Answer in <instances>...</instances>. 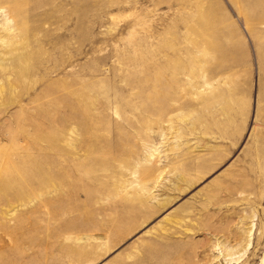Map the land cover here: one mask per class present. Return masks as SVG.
I'll return each instance as SVG.
<instances>
[{"label":"rangeland","instance_id":"1","mask_svg":"<svg viewBox=\"0 0 264 264\" xmlns=\"http://www.w3.org/2000/svg\"><path fill=\"white\" fill-rule=\"evenodd\" d=\"M23 1L0 264H264V0Z\"/></svg>","mask_w":264,"mask_h":264},{"label":"bare ground","instance_id":"2","mask_svg":"<svg viewBox=\"0 0 264 264\" xmlns=\"http://www.w3.org/2000/svg\"><path fill=\"white\" fill-rule=\"evenodd\" d=\"M9 2V1H8ZM9 4H10V6H9V8L10 9H5V14H3L4 15V17L5 18H3V20H4V22H0V24L2 25V28H0L3 32H5V34H7V37H8V40L9 41H7V44H8V55L7 56H10L11 57V59L10 58H8V57H5V54H3V57L4 58H8V60H7V63H3V64H1L0 63V65H1V69H0V71L2 70V71H7V72H9L11 75H13V73H16L17 72V70L19 69V68H21V66L23 65V64H26V63H28L29 62V60H30V58H31V56L29 55V54H27V53H24L25 51H24V49H25V46L23 45V44H21V42L18 40L17 41V37H19V36H21L22 34H26V33H28V24H27V19H26V17L24 16V13H25V10H24V5H25V3H24V1L23 0H11L10 2H9ZM2 12H3V10H2ZM1 12V13H2ZM0 13V14H1ZM11 17H13V19L15 20V25H13V24H10V23H12L11 22ZM1 25H0V27H1ZM2 32V33H3ZM16 32H18V33H16ZM32 36V35H31ZM18 39H22V38H18ZM10 43V44H9ZM6 46V45H5ZM7 51V50H6ZM7 53V52H6ZM4 60H6V59H4ZM24 74V73H23ZM10 76V75H9ZM18 76V75H17ZM25 76V75H24ZM13 77V76H12ZM22 77V76H21ZM20 78V77H19ZM14 81V80H13ZM4 82V81H3ZM15 84V82H12L11 81V83H9L8 82V85H4V86H2L1 84H0V94L2 95V94H6V88L8 87V89H10V93L11 94H13L15 91H16V84ZM4 94V95H5ZM7 95V94H6ZM7 96H9V95H7ZM15 96V95H14ZM1 98H2V96H0ZM10 98L12 97V96H9ZM9 101V100H8ZM12 101V100H11ZM78 128V127H77ZM76 128H74V129H71V130H68V132L67 133H69L70 131H71V133L69 134V137L67 138V145L69 146V144H75L76 145V143H74V139H73V137H74V135L73 134H75V132L77 133V130H79V129H76ZM79 135H80V133H78ZM68 135V134H67ZM66 135V136H67ZM73 136V137H72ZM76 141V140H75ZM78 141V140H77ZM80 143V142H79ZM71 146V145H70ZM69 148V147H68ZM71 148V147H70ZM70 150V149H69ZM71 151V150H70ZM186 163V162H185ZM190 165V164H189ZM196 166V165H195ZM193 168V167H192ZM182 170V169H181ZM195 170V169H194ZM181 172H183V171H181ZM182 174V173H181ZM185 174H183V176H184ZM190 175V174H189ZM178 176H180V179L181 180H184V179H186L185 177H182L181 175H179L178 174ZM186 176V175H185ZM178 178V177H177ZM197 178V177H196ZM180 179H177V181L178 180H180ZM145 180V179H144ZM193 181V183H195L194 182V179H192ZM190 181V180H189ZM236 181V180H235ZM180 182H182V181H180ZM184 182V181H183ZM191 181H190V183H192ZM189 183V184H190ZM193 183L191 184V185H193ZM232 184V183H231ZM230 184V185H231ZM196 185V184H195ZM233 185V184H232ZM239 185V184H238ZM183 186H185V187H187L186 185H183ZM194 186V185H193ZM237 186V185H236ZM243 186V185H242ZM181 187V186H180ZM190 187V185H188V187H187V189ZM234 187V186H233ZM241 187V186H240ZM236 188V187H235ZM182 189V188H181ZM183 191L184 190H186V189H182ZM190 190V189H189ZM228 190V189H227ZM230 190V189H229ZM182 191V192H183ZM187 191V190H186ZM233 193V192H232ZM233 194H235V193H233ZM237 195V194H236ZM240 195H241V193H240ZM242 197V196H241ZM19 198V193H17L16 194V199H18ZM238 199V198H237ZM256 202V201H255ZM185 207V206H184ZM188 210V209H187ZM257 212V211H256ZM189 213V212H188ZM190 214V213H189ZM188 214V215H189ZM257 215H258V213H256ZM185 216V215H184ZM190 217V216H189ZM189 217H187V218H189ZM253 217H254V214H252V215H247V216H244L243 218H242V221L240 222L243 226L242 227H240L242 230L240 231L241 233L238 235V234H236L235 236V238H233L234 240H236V238H239V241L237 242L238 244H240V247L238 246L237 247V249H236V251L238 250V252L237 253H239V252H243V254H239V256L237 255V258H236V254L237 253H235L236 251H235V249H234V247H232L231 249L229 248V245L227 246V245H225L224 243H222V242H219V240H216V242L213 244V248H215V249H219V250H221V252H223V254H224V257L226 258V257H228L229 259L227 260L229 263H232V262H236V261H239V259H241L242 257H243V255H244V253L245 252H247V248L251 245L250 244V237H251V233H252V227H254V225L252 226L250 223H249V225H251V226H249L248 228H247V226H246V228L244 227V225L246 224V222H245V220L247 221V220H251L252 221V219H253ZM256 217V216H255ZM191 218V217H190ZM169 219V218H168ZM169 221H171L170 219H169ZM194 222V221H193ZM18 223V222H17ZM16 223V224H17ZM188 222H186V224H187ZM192 223V222H191ZM190 223V224H191ZM239 223V224H240ZM179 224V223H178ZM248 224V223H247ZM262 224V223H261ZM183 225V224H182ZM184 226V225H183ZM181 227L182 229L184 228V227ZM189 226V225H188ZM236 227V226H235ZM194 229H196V228H194ZM165 230V229H164ZM191 230V229H190ZM260 230H262V232H261V237H262V234H263V232H264V228H263V226H262V229H260ZM189 231V230H188ZM165 232V231H164ZM153 233V232H152ZM167 233V232H166ZM156 234V233H155ZM184 234V236H186L185 234H187L186 232L185 233H183ZM19 236V235H18ZM153 236H154V234H153ZM155 236H157V235H155ZM227 236V235H226ZM189 237H190V235H189ZM261 237H259V239L261 238ZM172 238V237H171ZM171 238H169V239H171ZM191 238V237H190ZM258 239V240H259ZM186 240V239H185ZM237 241V240H236ZM234 243V242H233ZM147 244H149V243H147ZM237 244V245H238ZM211 245V244H210ZM153 246V245H152ZM184 246H186V245H184ZM93 247V246H92ZM146 247H149V246H146ZM91 249H93V248H91ZM111 249V248H110ZM151 249H152V247H151ZM94 250V249H93ZM93 250H91L93 253L94 252H96V251H93ZM91 252V253H92ZM145 252V251H144ZM92 255V254H91ZM90 255V256H91ZM137 255V254H136ZM141 255V254H140ZM139 255V256H140ZM87 256L89 257V255L87 254ZM92 257V256H91ZM94 257H95V255H94ZM93 257V258H94ZM235 257V258H234ZM88 259V258H87ZM97 260V259H96ZM135 260V259H134ZM122 261V260H121ZM242 261V260H241ZM240 261V262H241ZM91 263H93V262H91ZM124 263V262H123ZM94 264V263H93ZM129 264V263H128ZM236 264H238V262L236 263Z\"/></svg>","mask_w":264,"mask_h":264}]
</instances>
